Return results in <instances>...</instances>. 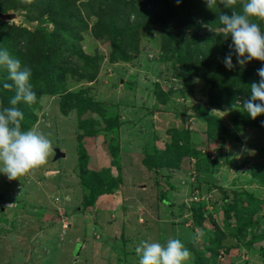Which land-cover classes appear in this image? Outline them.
I'll return each mask as SVG.
<instances>
[{"label":"rangeland","instance_id":"374dc122","mask_svg":"<svg viewBox=\"0 0 264 264\" xmlns=\"http://www.w3.org/2000/svg\"><path fill=\"white\" fill-rule=\"evenodd\" d=\"M187 1L196 6L194 9L206 6L204 0ZM242 3L243 0H237V4ZM169 7L162 2L156 9L159 12L156 17L153 11L151 30L146 29L138 36L139 52L127 49L131 60H123L118 55L116 62H112L109 60L110 36L96 38L89 29L82 32L84 47L104 56L100 74L94 81H78L71 76L68 83L72 90L89 87L90 95L107 110L105 116L91 111L84 113L83 118L93 117L100 121L92 126L95 134H85L76 110L69 114L61 112V94L58 93L41 96V105L35 109L37 118L30 127L29 123L22 122V130L42 132L50 140L52 149L44 165L19 179L9 180L0 173V264H138L135 250L142 241L165 243L169 238L180 239L190 250L191 257L185 264H196L199 252L210 261L205 260V264H264V239L251 244L249 238L228 235L222 242L223 247L209 244L207 248V238L217 232L215 223L210 218L202 224L193 219L192 206L203 202L206 212L226 229V195L231 203L236 193L243 191L264 199V186L257 181L261 179L259 167L264 164V126L246 128L240 133V139L228 136L218 142L209 141L206 120L195 115V111L205 108L233 129L232 113L240 110L209 105V85L196 75L191 77L194 84L191 93H172L166 103L158 100L154 92L156 82L165 92L172 86L180 89L183 84V79L174 75L176 67L182 69V64L175 61L177 54L192 53V48L198 46L196 49L205 50L200 56L191 57L193 62L198 61L203 55L211 57V44L218 42L203 43L201 40L199 45L193 46L186 34L192 33V28L181 33L182 26L175 29L180 37L166 44V24L174 23L173 19L165 22ZM217 7L225 8L219 0L213 9ZM82 9L88 12L86 7ZM6 12L16 14L10 23L33 29L39 21L30 19L36 14L26 8ZM86 13L89 24L97 21V14L88 17ZM261 23L264 29V21ZM47 26L54 27L52 23ZM210 28L206 23L197 34L201 38L212 37ZM233 61H236L235 56ZM7 75V70L0 67V82ZM236 105L242 107L240 100ZM6 106L8 103L0 101V108ZM118 115L122 121L120 127L107 131L104 128L106 120ZM184 128L191 130L190 141L201 156L178 155L175 149H168L171 130ZM80 141L87 150L84 168L79 163ZM55 148H60L66 156L55 160ZM112 148L115 154L111 153ZM147 154H158L165 165L150 168L144 161ZM203 155L218 158L217 183L196 178L200 157H203L202 170L213 169L214 163ZM167 162L172 163V167ZM83 176L91 184L97 183L102 192L95 205L88 208H85V199L90 189L84 185ZM203 195L206 201L201 199ZM243 197L240 212L245 215L246 209L253 207V218L260 219L263 224L264 203L254 208L247 204L245 195ZM235 216L232 211V223H236Z\"/></svg>","mask_w":264,"mask_h":264},{"label":"trees","instance_id":"16d2710c","mask_svg":"<svg viewBox=\"0 0 264 264\" xmlns=\"http://www.w3.org/2000/svg\"><path fill=\"white\" fill-rule=\"evenodd\" d=\"M159 2H165L168 7L170 6L165 22L169 23L171 19L174 20L172 25L166 24L168 25V33L165 31L167 35L165 39L166 44L172 43L174 39L180 37L179 31H175V29L181 28L182 26L184 27L180 30L181 33L183 31L186 33V30L192 28V33L189 30V33H186L190 36L191 40H186L193 43V46L199 45L201 40H204L203 43L206 41L209 42V40L218 42L215 43L216 45L211 44L213 49L210 53L211 55L213 54L211 57H204L203 55L202 59L198 61L194 60L193 62L191 59L193 56H200L199 54L201 52L204 53L205 50L200 51L196 49L198 46L192 48V53L177 54L175 61L182 64V69L175 66L176 73L174 75L177 78L183 79V84L180 89L172 86L165 92L160 90V85L156 82L157 87L154 92L158 100L161 103H166L172 93H191L194 85L191 82V77L196 75L206 80L209 85V96L207 100L209 105L222 109L225 105L233 107V104L238 100L243 105V101L250 96L251 83L258 82L260 79L257 74V69L264 65V62L252 60L243 68L237 64L231 70L225 66L223 61L229 52L226 49H229L232 40L230 36L225 38L222 35L216 34L214 29L222 27L217 20L218 14L223 12L231 14V9L219 7L217 9H209L207 6L194 9L193 7L196 6H191L187 0H180L179 3L177 0H0V11L6 12L9 9L23 10V8H26V10H33L36 14L34 16L35 18L30 19L39 20L35 28L32 29L27 25L17 24L15 22L10 23L0 18V49H7L14 57L21 60L22 66H28L32 70L31 83L36 93V101L31 105L19 104V107L24 112V120L22 122L29 123L30 127V124L37 118L35 109L41 105L39 102L41 96L44 93H58L61 94V112L63 114H69L72 110H76L79 124L83 127L84 131L86 130L85 134H95L96 129H92V126L100 124V121L93 117L83 118V115L85 112L91 111V113L96 112L99 115L105 116V114L107 115V110L105 107H100L98 105L99 102L90 95L89 87L72 90L69 88L68 83V79L71 76H75L78 81H94L100 74V62L104 56H101L97 52L92 53L84 47L82 43V32L89 29L96 38H102L106 35L110 36V38L108 37L111 44L109 60L112 62H116L118 55L123 60H131L132 56L127 49L129 48L134 52H139L138 36L141 32H146V29L151 30L152 20H154L153 11H155L156 17V14L159 13L157 11V8L160 6ZM197 6L200 5L198 4ZM83 7H86L88 10L87 13L83 11ZM235 8L237 11H240L241 5L236 4ZM111 12L115 14H111ZM85 13L88 17L97 14V21L89 24L84 15ZM132 16L134 17L132 18ZM174 16H178L179 18L175 19ZM257 22L260 24L262 31H264L261 21ZM49 23L54 25L52 29L48 28L47 25ZM206 23L211 27L209 30L213 31L211 34L213 36L201 38L197 34V30ZM163 51L166 52L167 50ZM165 57L166 55L163 56V58ZM233 63L236 64V61H233ZM181 72H184V75ZM7 77L8 75L4 76L3 82H0V101L1 103L5 102V105L15 94L14 89H5L3 87L4 82L11 83ZM195 115L203 116L206 120L207 138L212 143L224 140L228 136H236L237 139H240V133L246 128H262L264 126L261 123L264 121V114L259 115L256 119H252L246 112L234 111L231 116L234 125L233 129H229L222 118L209 113L205 108L196 110ZM106 123L104 128L107 131H111L112 129L120 127L122 121L120 115H118L108 118ZM88 128L89 130H87ZM171 131L172 141L167 145L168 149H175L179 153L178 155L187 153L199 156L200 151L190 141L191 130L189 128L181 130L173 129ZM82 135L79 139L82 138ZM81 142L79 144V163L84 168L88 158L87 150ZM110 151L115 154L113 148ZM205 157L214 163L211 171L215 174L219 163L218 158L216 159L211 155ZM157 158L158 154H155V156L147 154L144 161L150 168L165 165V161L162 165L160 157ZM202 158H199V170L196 174L198 180L200 179V171L202 170L200 163ZM169 163L168 165H170ZM170 166L172 167V163ZM260 166L258 176L261 179L257 181L260 185L264 186V164L262 163ZM82 180L84 185L90 189V194L85 199V208H88L95 205L97 197L102 192L97 186V183L94 182L91 184L84 179V176ZM97 180L101 182V179L99 180L97 178ZM243 192L236 193L234 203L229 202V196L226 195L224 197V203L227 204L224 208L226 229L221 228L212 218V215L206 212L205 203L198 202L192 206L193 219L196 223L199 222L202 224L209 218L215 223L217 232L212 238H207L209 241L208 244H205V247L208 248L209 244L223 247L222 242L228 235H232L237 239L249 238L251 244L264 239V222L261 224L260 219L253 218V207V210L247 208L246 210L248 211L245 215L240 212V210H243L241 208L243 204L242 198H244L243 195H245L246 201H248L247 204L253 205L254 208H260L258 204H263L264 199L257 198L251 192ZM0 197L2 196L0 195ZM164 199L165 197L163 196ZM232 211L236 213V223L230 221ZM259 227H261L260 232L257 231ZM195 241L193 245L196 244ZM225 249L229 251V247L225 246ZM197 250L195 248L196 253ZM214 253L215 251L211 252L212 255ZM208 258L210 259V257ZM205 260L206 258L203 253H197L195 259L196 264H205ZM206 261L210 262L209 260Z\"/></svg>","mask_w":264,"mask_h":264},{"label":"clouds","instance_id":"9594fccd","mask_svg":"<svg viewBox=\"0 0 264 264\" xmlns=\"http://www.w3.org/2000/svg\"><path fill=\"white\" fill-rule=\"evenodd\" d=\"M204 2L209 9L217 4V0ZM219 3L231 9V14H218L217 20L222 27L215 32L225 38L230 36L232 40L223 61L225 66L231 70L237 64L243 68L252 60L264 62V31L257 22L264 21V0H243L240 11L235 8L237 0H219ZM0 67L7 70V79L11 81L4 82L3 87L15 92L9 99V106L0 108V173L9 180H15L44 165L52 144L42 132L22 130L24 112L19 104L31 105L36 101L31 68L22 66L21 60L7 49H0ZM257 74L260 79L251 83L250 96L243 101L242 107L233 104V108L246 112L252 119L264 114V65L257 69ZM135 251L139 257L138 264H185L191 257L190 250L177 238H169L165 243L145 240Z\"/></svg>","mask_w":264,"mask_h":264},{"label":"water","instance_id":"95a60500","mask_svg":"<svg viewBox=\"0 0 264 264\" xmlns=\"http://www.w3.org/2000/svg\"><path fill=\"white\" fill-rule=\"evenodd\" d=\"M15 13H10V12H3L0 11V18L4 20H12L15 17ZM55 156L54 159L58 160L61 157H65L66 153L62 151L60 148H55ZM200 180L202 181H211L217 183L219 179L215 176V174L211 171L208 170H201L200 171Z\"/></svg>","mask_w":264,"mask_h":264},{"label":"built area","instance_id":"2783aa9c","mask_svg":"<svg viewBox=\"0 0 264 264\" xmlns=\"http://www.w3.org/2000/svg\"><path fill=\"white\" fill-rule=\"evenodd\" d=\"M201 199H205V197H204V196H202V197H201Z\"/></svg>","mask_w":264,"mask_h":264}]
</instances>
